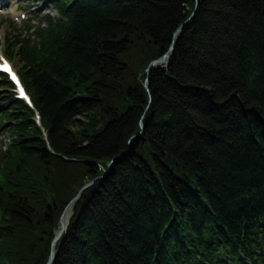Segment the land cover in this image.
I'll use <instances>...</instances> for the list:
<instances>
[{
  "label": "trees",
  "instance_id": "16d2710c",
  "mask_svg": "<svg viewBox=\"0 0 264 264\" xmlns=\"http://www.w3.org/2000/svg\"><path fill=\"white\" fill-rule=\"evenodd\" d=\"M51 2L5 51L41 124L0 96V264H47L97 178L51 264H264V0Z\"/></svg>",
  "mask_w": 264,
  "mask_h": 264
},
{
  "label": "rangeland",
  "instance_id": "374dc122",
  "mask_svg": "<svg viewBox=\"0 0 264 264\" xmlns=\"http://www.w3.org/2000/svg\"><path fill=\"white\" fill-rule=\"evenodd\" d=\"M2 0H0L1 2ZM47 1V0H46ZM25 7V9L23 8ZM0 7V53L3 52V48H7V44L3 43L7 33L17 34L20 32L22 23L28 18L34 15H44L47 13L55 14L50 5L42 0H34L26 2V0H9L6 8ZM11 12H8V11ZM14 22V23H12ZM25 19V20H24ZM34 24L42 23L39 19L33 21ZM21 66L20 62H14V67L18 69ZM11 92L3 90L0 87V96H10ZM9 142V137L5 132V129H0V145H7Z\"/></svg>",
  "mask_w": 264,
  "mask_h": 264
},
{
  "label": "water",
  "instance_id": "95a60500",
  "mask_svg": "<svg viewBox=\"0 0 264 264\" xmlns=\"http://www.w3.org/2000/svg\"><path fill=\"white\" fill-rule=\"evenodd\" d=\"M191 17H192V16H191ZM185 23H186V22H185ZM185 23H184V24H185ZM182 26H183V25H182ZM182 26H181L180 28H178V30L176 31V34L179 33V32L182 30ZM173 48H174V43L171 44V46L169 47L168 51H167V52H166V53H165L160 59L155 60V61H152V62L150 63V65L148 66L146 72L149 73L150 69H151L153 66L166 62L167 59L169 58V56L172 54ZM145 86H146V88H147V85H146V84H145ZM142 128H143V126H142ZM116 159H117V158H115V159L112 161L111 164H113V162H114ZM111 164H110V165H111ZM96 180H97V179H94V181H96ZM94 181H93V182H94ZM93 182H92V183H93ZM92 183H89V184H87L86 186H84V187L79 191V193L76 195V197H75L73 200H71V201L69 202V204L65 207V209H64V211H63V213H62V215H61V217H60V230H59L58 234L56 235V237L54 238V240H53V242H52V244H51V252H50V257H49V260H48L47 264H51L52 261L54 260V258H55L54 246H55L56 242L60 239V237L63 235V233H64V231L66 230L67 225H68V221H69V220L67 221L66 224H64V223H63V220H62L63 215H64V212H65V211L68 209V207H69V206H70V205H71V204H72V203H73V202L79 197L81 191H82L84 188L90 186Z\"/></svg>",
  "mask_w": 264,
  "mask_h": 264
},
{
  "label": "bare ground",
  "instance_id": "6f19581e",
  "mask_svg": "<svg viewBox=\"0 0 264 264\" xmlns=\"http://www.w3.org/2000/svg\"><path fill=\"white\" fill-rule=\"evenodd\" d=\"M2 2L3 3H7V2H9V0H2ZM70 216H71V206H69L68 209L64 212V215H63V218H62L64 224L67 223V221L69 220Z\"/></svg>",
  "mask_w": 264,
  "mask_h": 264
},
{
  "label": "snow or ice",
  "instance_id": "6c2138e0",
  "mask_svg": "<svg viewBox=\"0 0 264 264\" xmlns=\"http://www.w3.org/2000/svg\"><path fill=\"white\" fill-rule=\"evenodd\" d=\"M21 94L23 95V91L21 92Z\"/></svg>",
  "mask_w": 264,
  "mask_h": 264
}]
</instances>
